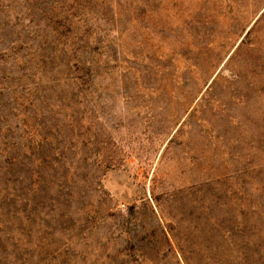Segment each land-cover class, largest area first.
Listing matches in <instances>:
<instances>
[{
    "label": "rangeland",
    "instance_id": "obj_1",
    "mask_svg": "<svg viewBox=\"0 0 264 264\" xmlns=\"http://www.w3.org/2000/svg\"><path fill=\"white\" fill-rule=\"evenodd\" d=\"M0 264H264V0H0Z\"/></svg>",
    "mask_w": 264,
    "mask_h": 264
}]
</instances>
